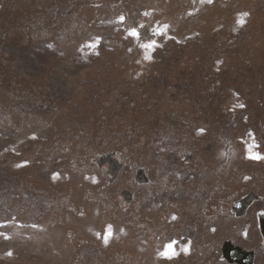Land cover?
Masks as SVG:
<instances>
[{"label":"rangeland","instance_id":"obj_1","mask_svg":"<svg viewBox=\"0 0 264 264\" xmlns=\"http://www.w3.org/2000/svg\"><path fill=\"white\" fill-rule=\"evenodd\" d=\"M253 143L264 0H0V264H264Z\"/></svg>","mask_w":264,"mask_h":264},{"label":"snow or ice","instance_id":"obj_2","mask_svg":"<svg viewBox=\"0 0 264 264\" xmlns=\"http://www.w3.org/2000/svg\"><path fill=\"white\" fill-rule=\"evenodd\" d=\"M208 3H212V0H207ZM145 15H147V13H145ZM246 15V14H245ZM119 21L121 23H123L125 21V17L123 15H121L119 18ZM244 23V20H243V17H241L239 19V24L243 25ZM144 25H139V26H132L128 29V35L130 37H133V38H136V39H140L141 38V33L139 31V29L143 28ZM167 25H164L163 28H158L156 30V33L155 34H161L164 30L167 29ZM157 46L156 44V41L154 39H149L147 42H143L139 45L140 48L144 49L145 50V53H144V59L145 60H151L152 59V56L150 55V52ZM93 47H95V45H93ZM129 51H131V49H129ZM239 107H243V105H239ZM202 131V130H201ZM250 148H251V151H253V148L254 147H257V145H255L254 143L253 144H249ZM255 152V151H253ZM248 158L250 159H254V160H260V159H264V156H262L260 153L258 152H255V155H252V154H249L248 155ZM27 163V162H25ZM21 165H17V167H20ZM56 174H54V177H55ZM247 179V178H246ZM172 219H176L175 216L172 217ZM33 227H35V225H33ZM112 235V226L108 227L107 229V232L105 233L104 235V242L107 243L108 242V238ZM7 238V237H5ZM169 244L171 245V251L169 252L168 251V246ZM176 242L175 241H172V242H169L167 243L166 245H164L163 247V250L160 251L158 253V255L163 258V259H167V260H171L173 259L176 255H178V252L176 251ZM185 252H187L185 249H184ZM8 256H11L12 253L9 251L8 253H6Z\"/></svg>","mask_w":264,"mask_h":264},{"label":"water","instance_id":"obj_3","mask_svg":"<svg viewBox=\"0 0 264 264\" xmlns=\"http://www.w3.org/2000/svg\"><path fill=\"white\" fill-rule=\"evenodd\" d=\"M109 158L110 155H105L102 157V160L103 162H106ZM139 173L142 174L143 170L139 171ZM256 197V194H251L243 200V202L240 204L241 210L239 211V215L244 214L246 212V210L253 203V201H255ZM260 226L264 237V213L260 216ZM222 250L224 258L230 263L254 264L255 252L245 250L239 245L232 243V241H225Z\"/></svg>","mask_w":264,"mask_h":264},{"label":"clouds","instance_id":"obj_4","mask_svg":"<svg viewBox=\"0 0 264 264\" xmlns=\"http://www.w3.org/2000/svg\"><path fill=\"white\" fill-rule=\"evenodd\" d=\"M245 14H246V15H245ZM248 15H249V13H247V12H244V13L239 14L240 17H246V16H248ZM238 23H239V20H238ZM249 154L255 155V152L251 151V148H250V146L248 145V146H247V156H248ZM110 226H111V225H109L108 227H110ZM121 232H123V229H121ZM185 250L187 251V248H185ZM168 251H169V252L171 251V245H170V244H169V246H168Z\"/></svg>","mask_w":264,"mask_h":264},{"label":"flooded vegetation","instance_id":"obj_5","mask_svg":"<svg viewBox=\"0 0 264 264\" xmlns=\"http://www.w3.org/2000/svg\"><path fill=\"white\" fill-rule=\"evenodd\" d=\"M107 161H109L108 163H110L111 165H114L116 163V160L115 159L113 160L111 156H110V158Z\"/></svg>","mask_w":264,"mask_h":264}]
</instances>
